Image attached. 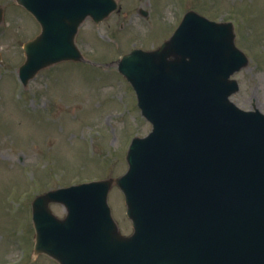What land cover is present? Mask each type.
I'll return each instance as SVG.
<instances>
[{"label": "water", "instance_id": "95a60500", "mask_svg": "<svg viewBox=\"0 0 264 264\" xmlns=\"http://www.w3.org/2000/svg\"><path fill=\"white\" fill-rule=\"evenodd\" d=\"M42 26L25 44L27 84L56 63L83 59L76 36L117 9L116 0H18ZM0 9V22L2 21ZM231 22L195 11L153 51L124 56L119 70L153 124L129 150L128 172L51 190L33 201L35 252L60 264H264V114L229 98L247 67ZM126 196L134 233L122 236L108 195ZM51 203L66 207L56 217Z\"/></svg>", "mask_w": 264, "mask_h": 264}, {"label": "rangeland", "instance_id": "374dc122", "mask_svg": "<svg viewBox=\"0 0 264 264\" xmlns=\"http://www.w3.org/2000/svg\"><path fill=\"white\" fill-rule=\"evenodd\" d=\"M118 2L120 11L104 21L87 19L81 25L76 42L86 61L41 70L28 88H20L24 44L41 28L17 0H0V264L20 263L25 253L20 264H57L47 256L33 257L31 209L37 195L127 172L131 140L147 136L152 125L141 115L135 90L117 63L135 48L160 46L188 10L234 23L237 45L250 63L233 77L240 91L232 100L243 110L264 113V0ZM109 204L122 232L131 233L117 186ZM51 209L66 215L63 205Z\"/></svg>", "mask_w": 264, "mask_h": 264}]
</instances>
